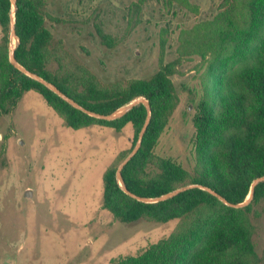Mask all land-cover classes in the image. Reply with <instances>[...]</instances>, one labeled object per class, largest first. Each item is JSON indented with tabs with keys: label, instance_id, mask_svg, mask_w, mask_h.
Here are the masks:
<instances>
[{
	"label": "rangeland",
	"instance_id": "rangeland-1",
	"mask_svg": "<svg viewBox=\"0 0 264 264\" xmlns=\"http://www.w3.org/2000/svg\"><path fill=\"white\" fill-rule=\"evenodd\" d=\"M251 1L47 0L44 22L74 63L103 84L146 79L177 60L171 81L179 101L154 153L175 159L193 176L196 96L191 90L200 89L210 64L229 70L249 61L248 47L241 54L220 44L233 40L234 27L223 23L225 5L235 4L234 25L249 30ZM258 2L256 10H264ZM256 20L263 24L254 40L264 36V15ZM100 33L110 38V46ZM16 44L10 31L9 62ZM136 142L131 125L120 132L100 126L72 130L33 91L8 114L0 109V264H113L182 226L192 227L195 216L125 224L102 208L105 170L118 167ZM249 218L258 264H263L264 198Z\"/></svg>",
	"mask_w": 264,
	"mask_h": 264
},
{
	"label": "trees",
	"instance_id": "trees-1",
	"mask_svg": "<svg viewBox=\"0 0 264 264\" xmlns=\"http://www.w3.org/2000/svg\"><path fill=\"white\" fill-rule=\"evenodd\" d=\"M264 3V0H262ZM47 0H16L13 11L10 0H0V109L8 114L22 95L33 91L63 119L72 130L91 126L107 127L120 132L126 125L134 129L137 141L147 111L142 103L122 117L106 121L90 116L71 106L42 83L26 76L8 61L10 31L14 18L18 45L14 49L17 62L33 74L52 83L66 96L96 114L108 115L144 98L150 106V120L136 155L123 167L126 188L144 198H155L187 185L207 187L227 202L240 204L247 198L252 182L264 176V36L258 34L262 22L256 10L258 0L248 7L249 30L234 25L238 15L232 2L226 4L224 25L233 40L230 45L239 53H248L246 65L217 69L210 64L201 79L196 96L191 138L196 153L195 175H190L173 158L157 156L154 151L168 119L176 108L178 96L171 76L177 60L161 65L146 79L125 83L103 84L82 65L74 63L53 40L45 26ZM103 43L110 38L100 33ZM247 39L248 46L245 43ZM258 41L256 45L254 43ZM55 65V69L51 67ZM121 155L118 161L124 159ZM117 165H110L102 176V208L121 223L140 219L156 223L188 220L195 216L188 230L180 227L141 254L128 256L113 264H258L249 215L254 204L264 198V182L254 187L252 199L242 208L225 205L217 197L200 188H192L157 203L137 201L123 192L116 178ZM264 264V260H263Z\"/></svg>",
	"mask_w": 264,
	"mask_h": 264
},
{
	"label": "water",
	"instance_id": "water-1",
	"mask_svg": "<svg viewBox=\"0 0 264 264\" xmlns=\"http://www.w3.org/2000/svg\"><path fill=\"white\" fill-rule=\"evenodd\" d=\"M11 4H12V8L13 11L16 8V0H10ZM11 36L14 37L17 41L16 46L18 45V38L15 35V30H14V18L12 17V26H11ZM16 46L12 49V51L10 52V63L16 68L18 69L20 72H22L23 74H25L26 76H29L30 78L42 83L43 85H45L46 87H48L51 91H53L55 94H57L60 98H62L64 101H66L67 103H69L71 106H73L74 108L81 110L82 112L102 119V120H106V121H111V120H115L118 119L120 117H122L123 115H125L127 112H129L135 105L142 103L147 111V117L145 119L144 125L141 129V131L139 132L138 135V139L137 142L134 146V148L131 150V152L126 156V158L119 164V166L117 167L116 170V178L117 181L119 183V186L121 187V189L123 190L124 193H126L128 196H130L131 198L140 201V202H144V203H157V202H162L165 200H168L176 195H178L181 192H184L186 190L192 189V188H200L202 190H205L207 192H209L210 194L214 195L215 197H217L220 201H222L225 205L232 207V208H242L245 207L246 205L249 204V202L252 199V195H253V191H254V187L260 183V182H264V176L256 178L251 185L250 188V192L247 196V198L245 199L244 202L240 203V204H232L227 202L222 196H220L219 194H217L216 192H214L213 190L207 188V187H203L200 185H188V186H183L180 187L176 190H173L169 193H166L162 196L159 197H155V198H144V197H139L133 193H131L125 186L124 181L122 179V175H121V171L123 169V167L136 155V153L138 152V150L140 149L141 146V142H142V138L144 136V133L146 131L147 125L149 123L150 120V106L148 104V102L144 99V98H138L135 99L131 102H129L128 104L122 106L121 108L117 109L116 111H114L111 114L108 115H100V114H96L93 113L91 111H88L87 109L83 108L81 105H79L78 103H76L74 100H72L71 98H69L68 96H66L64 93H62L59 89H57L52 83L46 81L45 79L39 77L36 74L31 73L30 71H28L26 68H24L22 65H20L17 60L15 59L14 56V49L16 48ZM25 196H30V192L27 191L25 193Z\"/></svg>",
	"mask_w": 264,
	"mask_h": 264
}]
</instances>
